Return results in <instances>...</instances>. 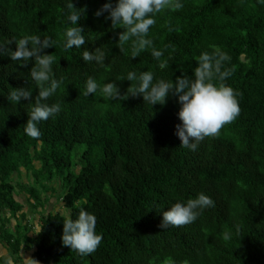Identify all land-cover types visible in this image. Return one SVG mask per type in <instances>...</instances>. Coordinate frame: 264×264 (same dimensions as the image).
<instances>
[{"label": "trees", "instance_id": "obj_1", "mask_svg": "<svg viewBox=\"0 0 264 264\" xmlns=\"http://www.w3.org/2000/svg\"><path fill=\"white\" fill-rule=\"evenodd\" d=\"M106 2L73 0L86 10L78 21L85 44L65 50L66 0H0V41L51 37L56 44L44 52L53 56L55 76L63 81L46 101L60 103L61 111L40 122L41 135L33 139L24 132L37 95L28 75L33 62L22 66L0 56L2 242L17 263L28 248L42 264H264V0H183L182 9L157 14L149 36L163 49L164 69L150 50L135 58L127 46L120 52L118 34L124 29L114 28L107 13L95 16ZM212 45L231 57L222 70L230 68L232 75L223 83L240 93L241 111L190 151L176 135V96L151 106L142 96L126 98L131 82L116 78L146 70L174 83L182 74L194 78L196 57ZM9 47L15 50V43ZM96 48L106 53L103 67L82 59L84 50ZM88 76L98 83L116 81L124 97L81 95ZM11 87H30L31 104L10 103ZM21 176L29 180L16 185L24 198L13 184ZM199 192L215 206L193 223L160 227L161 210ZM51 203L62 204L64 214L50 212ZM81 210L95 215L102 235L87 256L61 241L64 217L74 219ZM37 224L44 225L38 235L31 232ZM222 231L234 235L223 241Z\"/></svg>", "mask_w": 264, "mask_h": 264}, {"label": "clouds", "instance_id": "obj_2", "mask_svg": "<svg viewBox=\"0 0 264 264\" xmlns=\"http://www.w3.org/2000/svg\"><path fill=\"white\" fill-rule=\"evenodd\" d=\"M65 30L63 33V48L73 47L79 49L85 44V35L78 21L85 14L84 8H77L73 0H66ZM184 7L183 0H112L104 3L95 12L99 17L107 13L106 20H111L114 28L121 27L124 31L118 34L117 46L120 52L125 51L127 46L130 58L140 56L145 50H150L152 58L158 62L160 69L167 67L166 61H161L163 49L153 46L149 36L150 28L156 24L157 14L166 11H178ZM15 43V50L9 47ZM56 41L49 36L41 37L39 34H26L20 38L0 41V56H8L11 60L22 66L30 61L33 66L29 70L30 82H34L37 88L35 103L28 111V120L24 127L26 135L38 139L41 135L38 125L47 121L61 111L60 103L48 104L46 101L56 93L63 83L57 79L53 70L54 58L44 52L53 47ZM212 50L202 51L196 57L197 66L193 70V77L177 76L175 83L172 80L156 79L151 70L128 71L125 76H118L116 81L127 80L131 82L124 96H142L144 102L155 105H164L169 96H176L180 105L177 113L180 124L176 125V135L181 140V147L195 151L199 142L206 137H214L219 134L221 128L234 121L240 114L238 97L240 93L223 83L232 75L230 68H222L226 62H230L229 54L215 45ZM84 62H96L104 66L106 53L100 48L94 51L84 50L82 53ZM214 80L220 83H214ZM116 81L98 83L95 78L88 76L81 95L88 97L89 94L99 96L104 100H118L121 97L119 86ZM135 82V83H133ZM33 92L30 87L12 88L7 94L10 103L19 104L22 99L32 102ZM215 206V201L206 193L199 192L195 198L186 202L177 201L162 212L160 227H180L193 223L200 213ZM96 217L94 214L81 210L73 219L66 215L63 219L61 241L63 246L69 247L80 256H87L95 252L100 245L102 235L96 231ZM44 225L37 224L31 231L40 234ZM240 232L236 226L235 234ZM234 234L222 231L220 238L229 241ZM23 247V246H22ZM0 264H17L14 255L8 252H0ZM20 264H38L32 257L25 258L20 252Z\"/></svg>", "mask_w": 264, "mask_h": 264}, {"label": "rangeland", "instance_id": "obj_3", "mask_svg": "<svg viewBox=\"0 0 264 264\" xmlns=\"http://www.w3.org/2000/svg\"><path fill=\"white\" fill-rule=\"evenodd\" d=\"M16 178L17 179L18 178H21V179H20V182L19 181L17 182L16 180L13 181V184L15 186L17 184L20 185L21 183H23L24 185H28L29 180H28L27 177L21 176V177H16ZM16 188H17V194H18V196L24 198L25 194L21 191V189L18 186H16ZM51 208L52 209L49 208V211L50 212L54 211V212H61L62 213L64 211L62 204H57L56 206L55 205L54 206L51 205ZM28 212H31V211L28 209ZM29 214H31V213H29ZM62 214H64V212ZM12 226H13V223H12Z\"/></svg>", "mask_w": 264, "mask_h": 264}, {"label": "crops", "instance_id": "obj_4", "mask_svg": "<svg viewBox=\"0 0 264 264\" xmlns=\"http://www.w3.org/2000/svg\"><path fill=\"white\" fill-rule=\"evenodd\" d=\"M51 205H52V203H51ZM52 209V208H51ZM29 213H31V214H29ZM28 214L30 215V216H32V211L31 212H28ZM12 223H13V226H12ZM10 225H9V227H11L13 230H14V227H15V222L13 221ZM35 229V228H34ZM0 252H8V253H10V251L8 250V245H6V243H3L2 242V238H1V235H0ZM21 254H22V256H24L25 258H28V257H32V258H34L33 257V252L31 251V250H29L28 248H27V250H23L22 252H21ZM36 260V259H35ZM17 264H20V261L17 263ZM38 264H42V263H40V262H38Z\"/></svg>", "mask_w": 264, "mask_h": 264}]
</instances>
